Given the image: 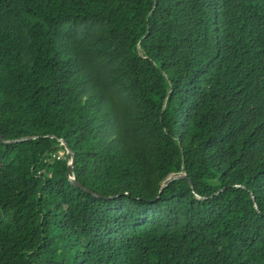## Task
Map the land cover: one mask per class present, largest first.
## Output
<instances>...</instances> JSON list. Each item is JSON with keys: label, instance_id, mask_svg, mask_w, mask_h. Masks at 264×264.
I'll return each mask as SVG.
<instances>
[{"label": "trees", "instance_id": "1", "mask_svg": "<svg viewBox=\"0 0 264 264\" xmlns=\"http://www.w3.org/2000/svg\"><path fill=\"white\" fill-rule=\"evenodd\" d=\"M0 130V264H264V0H0Z\"/></svg>", "mask_w": 264, "mask_h": 264}, {"label": "water", "instance_id": "2", "mask_svg": "<svg viewBox=\"0 0 264 264\" xmlns=\"http://www.w3.org/2000/svg\"><path fill=\"white\" fill-rule=\"evenodd\" d=\"M46 137H50V138H54V136H46ZM39 137L38 136H33V137H22V138H19V139H14V140H7L4 138L1 130H0V140L2 143L4 144H17V143H21V142H25V141H30V140H36L38 139ZM62 145L65 147L67 153L70 155L71 157V161L69 163V166H68V170H67V173H66V176L68 178V180L74 185L76 186L77 188L91 194V195H94L95 197L97 198H101L100 195L94 193L91 189L85 187L77 178L76 176H74V165H75V160H76V156H75V153L70 149V147L66 144V142L64 140H62ZM182 179H187L189 180L188 176L185 174L184 171H182L181 173L178 172V173H172L165 181L164 183L162 184V187L159 191V195L162 194L163 190L165 188H167L174 180H182ZM189 183L191 185V188L192 190L194 191V186H193V183L191 180H189ZM241 187V186H239ZM225 191V188H223L222 190H220L217 195H219L220 193L224 192ZM199 199H203L205 200L206 198L204 197H200V196H197ZM252 199L253 201L255 202V197L252 195ZM255 209L257 211L260 212V209L259 207L257 206V204H255Z\"/></svg>", "mask_w": 264, "mask_h": 264}, {"label": "built area", "instance_id": "3", "mask_svg": "<svg viewBox=\"0 0 264 264\" xmlns=\"http://www.w3.org/2000/svg\"><path fill=\"white\" fill-rule=\"evenodd\" d=\"M59 155H60V157H63L64 156V153L62 152V153H59Z\"/></svg>", "mask_w": 264, "mask_h": 264}]
</instances>
